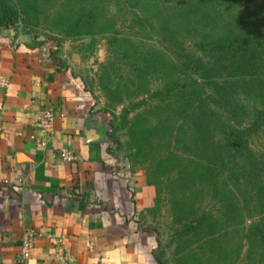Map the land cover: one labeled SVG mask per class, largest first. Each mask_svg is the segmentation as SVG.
I'll use <instances>...</instances> for the list:
<instances>
[{
  "label": "trees",
  "instance_id": "obj_1",
  "mask_svg": "<svg viewBox=\"0 0 264 264\" xmlns=\"http://www.w3.org/2000/svg\"><path fill=\"white\" fill-rule=\"evenodd\" d=\"M114 1L111 14L104 0H57L54 14L51 0H0V29L41 16L64 38L101 35L114 58L144 59L134 82L104 72L103 112L159 197L171 178L176 264H264V0L243 16L238 0Z\"/></svg>",
  "mask_w": 264,
  "mask_h": 264
},
{
  "label": "crops",
  "instance_id": "obj_2",
  "mask_svg": "<svg viewBox=\"0 0 264 264\" xmlns=\"http://www.w3.org/2000/svg\"><path fill=\"white\" fill-rule=\"evenodd\" d=\"M14 35L0 32V264H59L58 239L72 264H157L133 220L142 174L110 149L108 113L67 64ZM46 109L56 114L49 138L36 126ZM62 149L76 161H63ZM27 231L36 237L20 262Z\"/></svg>",
  "mask_w": 264,
  "mask_h": 264
},
{
  "label": "rangeland",
  "instance_id": "obj_3",
  "mask_svg": "<svg viewBox=\"0 0 264 264\" xmlns=\"http://www.w3.org/2000/svg\"><path fill=\"white\" fill-rule=\"evenodd\" d=\"M248 0H238L236 3L237 15L243 16L246 13V5ZM61 2L51 0L49 3V13L52 11L59 12ZM104 4L108 6L111 14H115L116 9L114 0H104ZM242 18V17H241ZM239 18V19H241ZM1 30V29H0ZM0 31L4 39H12L13 34H16L18 40H30L31 43L41 44L46 53L59 59L63 64L71 69V73H75L86 85V88L97 99L101 108L108 106V98L102 89V84L105 83L104 77L108 70V75L112 76L116 82V78H120L122 83H129L130 79H135L136 72L134 70L141 66H147L144 59L136 58H114L107 48L106 40L101 35L91 37L64 38L61 34L50 29L49 21H44L43 17L39 21L28 20L21 13L18 20L13 25V28L3 29ZM9 30V31H8ZM149 35L153 44L166 48L169 52H173L169 45L162 38L155 40V35L151 32ZM15 36V35H14ZM145 38H147L145 36ZM128 46V45H127ZM122 50V49H121ZM112 65H111V64ZM113 68V69H112ZM117 76V77H116ZM130 78V79H129ZM153 78V75L148 77ZM103 110V109H102ZM123 111V106L117 107L115 125H119L120 116ZM110 120V115L106 114ZM133 115H130V117ZM109 128L107 124V137ZM103 137H106V129L102 132ZM106 137V138H107ZM109 140V141H108ZM110 142L109 146L113 152L118 155L129 171H138L142 174L139 187H135L133 195L135 197L136 207L133 211V220L136 223L137 231L144 236H148L154 244L153 252L162 264H176L177 257L175 255L176 243L171 239L174 236L175 230H179V226L172 224L174 216L170 203L173 194L171 178H163L161 187L163 195L160 196L155 187L147 185L145 168L137 160L133 159V150H130L128 141V132L125 129L117 131L114 138H107ZM254 145L264 150V136L254 141ZM141 175H139L140 177ZM202 204V205H201ZM210 202L197 201L195 206L201 205L200 208L209 206ZM229 264V263H228Z\"/></svg>",
  "mask_w": 264,
  "mask_h": 264
},
{
  "label": "built area",
  "instance_id": "obj_4",
  "mask_svg": "<svg viewBox=\"0 0 264 264\" xmlns=\"http://www.w3.org/2000/svg\"><path fill=\"white\" fill-rule=\"evenodd\" d=\"M0 85L3 87L7 86V81L0 79ZM55 111L52 109H46L41 112L38 117L36 126L41 130L42 133L46 134L49 138L53 133V124L55 121ZM63 161L72 163L76 161V156L70 151L62 149L59 153ZM35 233L33 231H27L21 241L20 251H19V261L23 262L29 258L33 244L35 241ZM55 253L54 259L59 262V264H72L74 262V255L72 250L68 248L63 240L58 239L55 243Z\"/></svg>",
  "mask_w": 264,
  "mask_h": 264
},
{
  "label": "water",
  "instance_id": "obj_5",
  "mask_svg": "<svg viewBox=\"0 0 264 264\" xmlns=\"http://www.w3.org/2000/svg\"><path fill=\"white\" fill-rule=\"evenodd\" d=\"M87 140L90 141V140H94V139H97L95 136H93L92 134H89L87 135Z\"/></svg>",
  "mask_w": 264,
  "mask_h": 264
}]
</instances>
